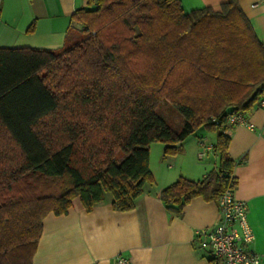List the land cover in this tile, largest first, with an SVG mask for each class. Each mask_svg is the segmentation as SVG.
Returning <instances> with one entry per match:
<instances>
[{
  "label": "trees",
  "instance_id": "16d2710c",
  "mask_svg": "<svg viewBox=\"0 0 264 264\" xmlns=\"http://www.w3.org/2000/svg\"><path fill=\"white\" fill-rule=\"evenodd\" d=\"M87 5L71 17L72 45L0 49V264H32L44 218L75 198L86 212L106 194L114 210H133L154 183L153 143L172 157L198 129L216 133L218 166L160 191L174 216L236 186L227 119L264 95V44L238 0L189 13L180 0ZM168 105L181 130L160 115Z\"/></svg>",
  "mask_w": 264,
  "mask_h": 264
},
{
  "label": "crops",
  "instance_id": "0c3cea01",
  "mask_svg": "<svg viewBox=\"0 0 264 264\" xmlns=\"http://www.w3.org/2000/svg\"><path fill=\"white\" fill-rule=\"evenodd\" d=\"M226 1L180 0L185 13L204 7L218 11ZM87 2L0 0V49L55 51L65 44L72 45L80 26L72 24L71 17L77 10L87 8ZM238 3L257 39L264 44V0ZM68 31L73 35L68 37ZM246 119L253 130L227 124L224 134L230 139L228 155L235 163L233 195L246 204L253 233L248 248L264 259V108L256 105L246 112ZM215 143L216 137L211 139L205 131L198 130L181 143L176 156L155 166L150 151L154 183L144 186L131 211L114 210L111 199L106 197L102 204L86 212L75 198L66 215L49 214L43 220L32 264H115L118 256L130 264H210L211 255L200 246L195 233L212 228L218 217L217 202L196 197L184 207L182 216L176 217L159 200V193L179 177L199 180L215 169L218 156L213 148L198 158L201 147Z\"/></svg>",
  "mask_w": 264,
  "mask_h": 264
},
{
  "label": "built area",
  "instance_id": "2783aa9c",
  "mask_svg": "<svg viewBox=\"0 0 264 264\" xmlns=\"http://www.w3.org/2000/svg\"><path fill=\"white\" fill-rule=\"evenodd\" d=\"M257 106L264 108V95L258 100ZM227 124L254 129L247 121L245 112H234L228 117ZM212 148V145L203 146L198 158L202 159ZM217 206L218 217L212 228L195 233L200 246L210 253L212 264H264V259L248 248L253 241V233L247 219L246 204L236 200L233 189H229L218 198ZM114 263L130 264V261L118 256Z\"/></svg>",
  "mask_w": 264,
  "mask_h": 264
},
{
  "label": "rangeland",
  "instance_id": "374dc122",
  "mask_svg": "<svg viewBox=\"0 0 264 264\" xmlns=\"http://www.w3.org/2000/svg\"><path fill=\"white\" fill-rule=\"evenodd\" d=\"M160 115L164 118V120L175 130H181L182 126H183V117L181 116V114H179L175 109H173L172 107L165 106L163 108H161L159 110ZM199 131L203 132L205 131V133L207 134L208 137H210L212 139V137H216V133L213 131H209L207 129L204 128H200L198 129ZM197 130V131H198ZM196 131V132H197ZM155 146H152L150 148L151 151V161L152 163L155 165L159 164L160 161L167 163L169 161V159L171 157H164L163 156V152L161 150L162 144L161 143H155ZM153 147H158L159 150L156 151V149H153ZM202 150V147L200 148V151ZM167 164H165L166 166ZM158 180H159V175H158ZM107 198H110L109 194H106Z\"/></svg>",
  "mask_w": 264,
  "mask_h": 264
}]
</instances>
